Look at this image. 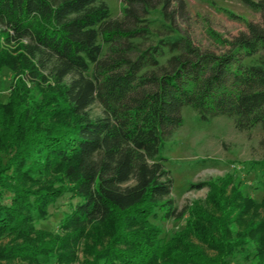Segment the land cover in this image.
Wrapping results in <instances>:
<instances>
[{
	"label": "trees",
	"instance_id": "trees-1",
	"mask_svg": "<svg viewBox=\"0 0 264 264\" xmlns=\"http://www.w3.org/2000/svg\"><path fill=\"white\" fill-rule=\"evenodd\" d=\"M244 1L262 20L216 34L222 52L176 36L161 63L163 46L134 39L159 7L174 23L172 0H125L121 18L104 0H0V72L15 77L0 100V264H231L249 245L264 264V197L230 172L179 211L160 155L185 105L264 132V0ZM67 193L80 200L58 230L37 228ZM185 215L170 238L152 221Z\"/></svg>",
	"mask_w": 264,
	"mask_h": 264
},
{
	"label": "rangeland",
	"instance_id": "rangeland-1",
	"mask_svg": "<svg viewBox=\"0 0 264 264\" xmlns=\"http://www.w3.org/2000/svg\"><path fill=\"white\" fill-rule=\"evenodd\" d=\"M112 13V17L121 18L125 0H104ZM185 9L180 11L177 0H172L175 21L171 24L165 19L162 8L151 11L146 16L149 34L134 39L143 44L142 47L161 45L165 48L161 63H165L172 55L167 39L176 36L191 41L195 46L222 52L226 46L216 39V34L224 38H232L246 29V20L261 22V12L244 0H185ZM234 15H231L230 12ZM215 32V34H212ZM14 74L9 69L0 72V100L8 99ZM93 116L103 114V106L99 101L89 108ZM183 124L174 131L171 137L164 140L160 150L165 158L166 167L174 179L172 196L179 211L193 200L204 199L209 188L194 187L200 181L223 177L234 172L242 183L247 194L258 200L264 197V146L261 139L264 134L260 127L239 130L234 118L226 115L202 119L200 113L190 105L182 109ZM80 199L67 193L50 207L47 218L36 223L37 228L56 232L62 217ZM188 215L183 218H152V221L163 229L165 237L170 238L182 229ZM4 237L0 244L9 243ZM254 246L237 252L231 257V264H255ZM19 264V263H17Z\"/></svg>",
	"mask_w": 264,
	"mask_h": 264
}]
</instances>
